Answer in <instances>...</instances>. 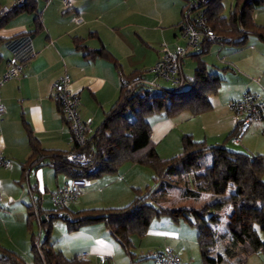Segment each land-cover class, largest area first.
Returning a JSON list of instances; mask_svg holds the SVG:
<instances>
[{"label":"crops","instance_id":"obj_1","mask_svg":"<svg viewBox=\"0 0 264 264\" xmlns=\"http://www.w3.org/2000/svg\"><path fill=\"white\" fill-rule=\"evenodd\" d=\"M186 1L71 0V7L66 8L63 0H36L35 9L17 12L0 24V73L13 61L22 64L18 75L0 82V154L12 160L9 167L0 164V247L4 251L11 250L24 263L33 264L32 234H36V221L39 241L49 237L52 246L67 258L78 256L89 261L88 264H99L104 259L115 264H155L152 253L166 247L180 254L181 264H203L201 251L198 257L195 250L197 244L199 246L198 229L182 216L163 214L152 218L145 235H132L131 251L126 250L116 236L125 226H119L116 235L105 222L71 228L72 212L121 207L133 199L135 188H145L155 180L153 169L140 163L125 162L116 173H106L89 182L84 179L86 185L80 188L77 198L60 207L68 217L58 215L45 226L38 219L29 222L30 205L35 209L38 204L43 210L42 221H47L49 211L58 207L48 208L44 197L37 196L38 192L51 191L53 194L62 183L78 181L65 173H56L50 164L34 167L29 162L32 155L30 132L44 149L52 152L69 151L74 144L68 122L52 95L54 82L63 74H70L69 88L80 97L79 110L87 124L88 136H92L104 121L122 90L121 69L103 56L87 54L79 44L92 51L106 47L125 74L149 70L159 59L163 43L171 50L187 45V38L181 33ZM12 3L14 0H0V7ZM37 16L42 21L39 30H36ZM253 18L264 26V2L253 9ZM225 45L227 51L221 54ZM220 47L212 48L211 44L202 55L208 70L223 78L218 92L210 96L212 106L209 110L199 114L184 110L172 116L164 112L149 116L151 140L159 156L160 153L163 157L179 154L184 134H192L209 145L223 143L233 150L237 149L236 145H242L241 138L246 137L242 145L246 148L244 151L264 155V119L255 122L237 140V120L230 106L247 91L264 96V39L251 34L243 45L220 43ZM212 49L217 52H213L216 57L208 59ZM188 56L194 55H186L181 64L185 84L194 75L186 72ZM194 58L197 64V57ZM145 75L151 86L163 87L160 82L163 77L152 71ZM206 161L207 164L212 162L210 152ZM180 194L179 205L168 204V200L160 204L170 208H196L199 205H189L188 199L204 198L202 202L206 204L215 198L211 192L198 196L184 195L182 191ZM226 210H229L227 214ZM231 210L230 204L221 210L225 211L226 221ZM59 218L64 220L66 227L58 223ZM14 220L18 224L12 227ZM225 223L219 226L223 232L227 231ZM55 227L69 238L67 247L53 241ZM218 254L222 256V263L226 262L224 251ZM0 264L13 263L0 258ZM247 264H264V251L252 255Z\"/></svg>","mask_w":264,"mask_h":264},{"label":"trees","instance_id":"obj_2","mask_svg":"<svg viewBox=\"0 0 264 264\" xmlns=\"http://www.w3.org/2000/svg\"><path fill=\"white\" fill-rule=\"evenodd\" d=\"M35 1L26 0L14 6L0 19V24L17 12L35 9ZM263 2L264 0H235L229 15H225L224 0H211L207 14L211 19V28L220 38L212 40L205 36L201 40L200 49L189 53L197 57V66L194 75L180 87H162L153 91L151 84L145 79L146 70L125 74L119 61L106 47L101 46L92 51L79 44L87 54L96 53L97 56L111 60L131 85L122 81L119 98L85 144H79L72 136L74 144L71 150L85 153V162L68 159L66 155L70 150L52 152L44 149L32 132L29 135L32 147L29 162L34 167L50 164L56 173L62 172L71 179L85 180L106 173H116L125 162L140 163L153 169L156 182L152 186L135 188V195L127 205L85 208L72 212L69 219L71 228L105 222L112 234L116 235L118 227L125 226V230L116 236L122 246L131 251L132 235H145L152 218L168 214L173 217L182 216L196 225L203 264H247L252 255L264 251V155L233 150L223 143L209 145L205 140L195 139L192 134H184L181 152L170 158H161L151 140L152 125L149 119L153 113L164 112L172 116L189 110L193 114H199L211 108L210 96L218 92L223 78L208 70L202 55L214 42L240 46L245 44L251 34L264 39V26L253 18V9ZM35 21L36 30L41 29V18L37 16ZM183 21L184 17L181 24ZM57 103L63 113L58 101ZM209 152L212 154L211 164L206 161ZM175 177L183 180L185 186L181 190L184 195L198 196L202 192H211L215 198L201 208L162 206L160 202L166 198L168 188L178 186ZM228 204L232 210L225 223L227 231L223 233L209 223L219 222V212ZM60 212V207L50 210L47 215L49 219L42 221L43 210L38 204L35 209L30 205L29 222L38 219L45 226L58 217ZM46 229L49 230L50 226ZM219 242H223L227 256V261L223 263L221 255L212 256V248ZM32 249L33 264L89 262L78 256L67 258L52 246L49 237L39 241L34 233ZM0 258L13 264H26L13 251H4L1 247Z\"/></svg>","mask_w":264,"mask_h":264},{"label":"built area","instance_id":"obj_3","mask_svg":"<svg viewBox=\"0 0 264 264\" xmlns=\"http://www.w3.org/2000/svg\"><path fill=\"white\" fill-rule=\"evenodd\" d=\"M26 0H14L12 6L0 7V19L4 18L11 9ZM51 1V0H47ZM211 0H187L184 10V21L181 24V33L187 38V47H178L176 50H171L167 45L162 47L161 54L151 71L159 77L172 82L174 87L184 85L185 79L181 73V64L184 57L193 52L195 49H200V43L203 37L218 40L220 37L210 26V18L207 14V9ZM66 8L71 7V0H63ZM80 17H77V20ZM22 64L11 62L7 70L0 73V82L7 81L21 72ZM122 81L129 86L131 83L126 77H122ZM71 76L68 73L60 76L52 85V95L56 99L63 111L64 117L71 129L73 138L79 144H85L88 139L87 124L83 121L79 106L80 97L77 93L70 90L69 85ZM231 109L234 111L238 128L236 139L238 140L255 122L264 119V96L247 91L243 95L231 102ZM67 158L76 162H85L87 156L80 151L70 150L67 152ZM0 164L9 167L12 164L10 158L0 154ZM84 180V179H80ZM1 186V184H0ZM80 192V187L74 183H66L58 190L53 192L52 198L58 207H64L67 202L77 198ZM0 209H1V189H0ZM105 258V257H104ZM152 258L155 264H181V256L178 252L166 247L163 250H158L152 253ZM99 264H115L112 261H105Z\"/></svg>","mask_w":264,"mask_h":264},{"label":"rangeland","instance_id":"obj_4","mask_svg":"<svg viewBox=\"0 0 264 264\" xmlns=\"http://www.w3.org/2000/svg\"><path fill=\"white\" fill-rule=\"evenodd\" d=\"M224 3H225V6H226V8H225V11H224V14L225 15H229V13H230V11H231V7H232V5L235 3V0H224ZM14 3H12V5H13ZM12 5H10V6H12ZM9 6V7H10ZM164 45L162 46V47H164L165 46V43H163ZM181 46V45H180ZM161 47V48H162ZM184 47H187V45L185 46L184 45ZM213 47H220V43H218V42H214V43H212V48ZM225 49H223V50H221V54H224L226 51H227V45H225ZM221 48V47H220ZM195 51H197L196 49L193 51V52H195ZM213 52H216V51H213V49H212V51H211V53H209V55L207 56V58L208 59H212V58H214V57H216L215 56V54L213 53ZM216 54H217V52H216ZM213 56V57H212ZM196 59L194 58V56H188L187 58H186V63H185V67H186V69H188V70H186V72L188 71V73L187 74H189V75H191V74H193L194 73V69H195V67H196ZM151 69H147L145 72H146V74H149V73H151V71H150ZM151 77H153L154 75L152 74V75H150ZM160 82H161V84L163 85V87L164 88H173L174 86H173V84H172V82H170V81H166V80H164V79H160ZM152 87V90L153 91H157V90H160L161 88H156V87H154V86H151ZM246 137H242L241 138V140H242V145L244 144V142H245V139ZM242 145H236L237 147H235V148H237L238 150H242V151H244V149H246V148H243V146ZM158 150H160V148H157ZM237 149H235V150H237ZM181 150L182 149H180V152H181ZM171 156H173V155H167L166 157H163L162 156V154L160 153V157L161 158H170ZM122 166V165H121ZM120 166V167H121ZM53 174H55V172L53 171L52 172ZM154 178V177H153ZM185 178V177H184ZM94 179L95 178H90V179H86V182L88 181H94ZM175 180H177V182H176V184L178 185V186H174V187H172V188H168V190H167V192H166V198H164V200L163 201H167L168 200V204H173V205H179V203L181 202V201H178V197H180V195L182 196V194H180L181 193V187H184L185 186V184L183 183V180H181V178L180 177H178V178H176L175 177ZM84 180H79L78 179V181L76 182V185H78L80 188H84L85 187V183H86ZM155 180L154 179H152L151 180V183L149 184L150 186H152V185H154L155 184ZM70 183H73V181L72 182H70ZM64 185V183H62V185L61 186H63ZM55 188H57V187H55ZM53 190V189H52ZM54 191V190H53ZM180 194V195H179ZM37 196H41V197H44V200H45V202H46V204H48V208H50V209H53V208H55L57 205H56V203L54 202V200H53V198H52V194H51V191H47V192H44V193H40V192H38V195ZM206 196V195H205ZM32 200V199H31ZM190 202H189V205H192V204H195V205H199V207H196V208H201V207H203V204H204V202H202V200H204V198H200V199H188ZM130 201L131 200H129V201H126V203H123V206L124 205H127V204H129L130 203ZM123 202V201H122ZM199 203V204H198ZM162 204V203H161ZM122 206V205H121ZM180 207H182V208H184V207H186V208H191V207H187V206H179V207H173V208H180ZM168 208H170L169 206H168ZM227 212H226V214L228 213V211L229 210H226ZM225 213V211H220L219 212V222H214V221H211L212 223H211V225L215 228V229H219V231L220 232H223V231H221L220 230V228H219V226H220V224H222V226L224 225V223H225V221H226V217L224 218V213ZM230 213V212H229ZM57 221H58V223H60V224H64L65 225V227H66V223L64 222V220H62V219H57ZM57 223V224H58ZM18 224V222H16V220H14L13 222H12V227H15L16 225ZM65 229H67V228H65ZM217 229V230H218ZM34 231L36 232V234L37 233H39V226H38V223L35 221L34 222ZM224 233V232H223ZM44 236V235H43ZM52 237H53V241L55 242H58V245H60V244H62V245H65L66 247L70 244L69 243V238L66 236V235H64L63 234V231L60 229V228H57V227H55V228H53V231H52ZM213 253H212V255H214V256H217V253L219 252V251H224V245H223V242H219L216 246H214L213 248ZM195 250H196V254H197V256L198 257H201V255H200V250H199V246H198V244H197V246H196V248H195ZM227 261V260H226Z\"/></svg>","mask_w":264,"mask_h":264},{"label":"water","instance_id":"obj_5","mask_svg":"<svg viewBox=\"0 0 264 264\" xmlns=\"http://www.w3.org/2000/svg\"><path fill=\"white\" fill-rule=\"evenodd\" d=\"M59 216H60V217H68L67 214L64 213V212H61V213L59 214ZM43 217H44V215H43Z\"/></svg>","mask_w":264,"mask_h":264}]
</instances>
